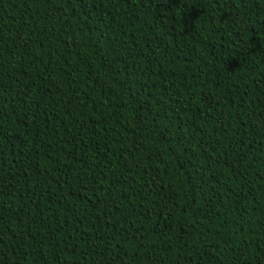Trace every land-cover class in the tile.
I'll list each match as a JSON object with an SVG mask.
<instances>
[{"label": "trees", "instance_id": "16d2710c", "mask_svg": "<svg viewBox=\"0 0 264 264\" xmlns=\"http://www.w3.org/2000/svg\"><path fill=\"white\" fill-rule=\"evenodd\" d=\"M0 264H264V0H0Z\"/></svg>", "mask_w": 264, "mask_h": 264}]
</instances>
